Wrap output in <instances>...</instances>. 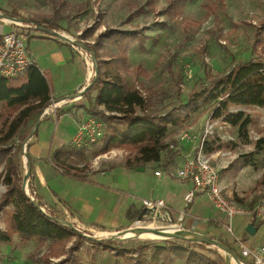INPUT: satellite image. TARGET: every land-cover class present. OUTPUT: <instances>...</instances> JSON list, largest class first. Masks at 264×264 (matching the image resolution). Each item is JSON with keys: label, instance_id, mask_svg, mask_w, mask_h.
Wrapping results in <instances>:
<instances>
[{"label": "rangeland", "instance_id": "1", "mask_svg": "<svg viewBox=\"0 0 264 264\" xmlns=\"http://www.w3.org/2000/svg\"><path fill=\"white\" fill-rule=\"evenodd\" d=\"M146 2L147 0H0V13L14 10L20 16L17 19L36 22L44 20L49 27H59V33L70 34L85 47H76V51L74 50L84 64L86 61L90 62L89 55L85 54L86 49L92 46L95 38L104 30L124 31L131 37L142 34L149 37L143 52L137 48V43L130 46L128 70L123 72V76L128 84L136 86L144 97L149 98L148 112L167 116L168 112L174 110L175 116H178L176 123L168 128V146L169 143L176 146L184 134L194 139L191 143L197 145L205 134L204 141L221 146L215 152V160L218 165L223 162L220 165V179L231 190L233 202L248 206V209L257 202L264 205V109H230V112L242 110L252 119L247 132L248 142L243 143L237 137L236 128L221 120H212L211 109L200 105L201 101H198L197 109L192 107V96L208 88L213 78L228 74L240 63L256 60L264 63V53H261L254 37L256 26L264 20V0H224L225 8H219L215 15L209 17L205 16L203 8L207 0H188L181 18L174 21H168L163 15L168 0H157L155 12L133 16V12L144 8ZM129 15L131 18L127 21ZM183 20L201 22V25L187 33L183 30ZM0 27L5 32L13 29L5 21H0ZM50 46L52 44L45 41H37L34 45L35 48H44L43 52L36 51L35 54L41 66L44 65L42 61H47V55L52 59ZM57 47L60 48L58 53L61 55L68 52L67 48L63 51L62 47ZM111 51L115 53V49L111 48ZM95 60L97 62L96 57ZM136 66L141 67L139 71L132 70ZM142 70L147 76L141 73ZM51 74L52 82H73L84 76L80 72L68 71L66 77L62 70H52ZM93 79L94 75L89 82ZM93 92L88 93L85 98ZM87 102L93 105L92 101ZM87 112L84 118L77 120V126L84 119L93 116L90 111ZM135 112L141 114L138 109ZM109 130L107 124L106 134ZM259 140L262 142L257 146ZM103 144L104 140L89 151H82L83 159L75 164L77 172H106L111 167H122L125 160L133 156L125 149L102 152ZM67 146H73L72 139ZM168 151L172 149L167 148L166 152ZM24 159L21 157L22 179L25 173L22 163ZM143 171L149 174L152 169L145 166ZM113 172L116 179L123 171L115 169ZM122 176L125 179L123 184H118L119 189L129 192L134 196V204H139L137 198L140 195L142 171ZM4 191V186L0 184V196ZM1 220L2 216L0 230H3ZM83 230L90 236L97 235L99 241L94 243L74 236L64 243V254L59 256L61 260L66 257L72 244H80V248L72 253L70 264H146L155 248L163 246H181L189 250L182 255L169 252L166 259L169 264H214L213 262H218L217 255L223 256L222 250L210 244L183 238H165L164 235L150 231L138 235L134 231L124 230L122 233H113L117 235L111 237L99 228ZM215 234V238L209 234L204 236L218 242L232 241V237L224 229L220 234ZM251 241V244L256 245L264 242L263 238L257 236H252ZM50 244V241H45L43 245L34 240L22 242L15 235L10 243H0V264H44L46 256H50ZM48 262L51 263L49 260ZM54 262L51 264H59L58 259Z\"/></svg>", "mask_w": 264, "mask_h": 264}, {"label": "trees", "instance_id": "2", "mask_svg": "<svg viewBox=\"0 0 264 264\" xmlns=\"http://www.w3.org/2000/svg\"><path fill=\"white\" fill-rule=\"evenodd\" d=\"M168 1L167 8L163 11L166 19L174 21L181 18L188 0ZM156 2L157 0H147L146 6L133 12V16L155 12ZM203 8L206 17L215 15L219 8H225L224 0H207ZM4 14L20 18L14 10ZM130 18L131 15L127 21ZM42 22L45 23L44 20ZM200 25L201 22L182 21L183 30L187 33ZM44 26L49 27L47 23ZM50 28L52 30L54 27L48 29ZM254 37L256 45L262 50L261 53H264V20L256 26ZM148 39L144 34L131 37L124 31L104 30L89 47L97 58V76L86 91L96 92L90 113L108 124L110 128L105 135L101 151L128 150L133 155L125 160L124 167L128 170H138L148 163L160 162L162 153L168 148L166 143L168 128L178 119L174 110L168 112L167 116L148 112L149 98L144 97L136 86L128 84L123 76V72L128 70L127 53L130 46L137 43V48L143 52ZM111 48L115 49V53ZM140 68L136 66L132 70L139 71ZM141 73L147 76L144 70ZM51 98L49 79L34 64L28 67L22 76L16 78L0 76V184L5 188L0 196V216L4 225V229L0 230V243H10L14 235L22 242L34 240L43 245L45 241H50L48 250L50 256H46L44 264H49L50 257L63 255L66 245L64 243L70 238L77 236L83 239L54 219L48 218L32 204L23 190L21 144L27 138L24 131L28 124L35 121L48 107ZM198 101H201L200 105L211 109L212 120H221L236 128L239 141L247 143L248 127L251 126L252 119L242 110L230 112V109H264V63L260 60L240 63L228 74L213 78L208 88L192 96L194 110L197 109ZM136 109L141 112L140 115L136 114ZM261 142L259 140L257 146ZM220 148L221 146L215 142L204 141L202 150L209 155ZM82 159V150L73 146L60 148L54 151L51 157L57 168L75 178L82 177L83 171L77 172L75 167L76 162ZM28 188L32 192L30 186ZM34 199L36 200L35 197ZM38 205L41 206L39 203ZM129 215L128 213V217ZM141 215L142 212L138 217ZM221 244L228 249L225 243ZM79 248L80 244H72L66 257L60 260L59 264L71 262L72 253L77 252ZM169 252L182 255L189 250L181 246L158 247L146 264H169L166 261ZM217 258L218 262H213L214 264H224L220 256L217 255Z\"/></svg>", "mask_w": 264, "mask_h": 264}, {"label": "crops", "instance_id": "3", "mask_svg": "<svg viewBox=\"0 0 264 264\" xmlns=\"http://www.w3.org/2000/svg\"><path fill=\"white\" fill-rule=\"evenodd\" d=\"M39 23L46 24L43 22ZM12 30L9 29L5 32L0 27V34L1 32L8 33ZM52 30L61 32L59 27H54ZM67 35L70 36V34ZM28 36L26 43L33 64L42 73L46 74L49 79L51 101L58 102L62 99L70 98L87 85L90 80V71L86 62L84 64L80 60L74 47L47 34L30 33ZM37 41H45V43L50 42L52 44L49 48V53L52 52V59L47 55V61H42L44 64L42 66L39 64V59H37L38 57L35 54L36 51L43 52L44 48H35L34 45ZM56 45L62 47L63 51L67 48L68 52H63L61 55L58 53L60 48ZM52 70L53 72L62 70L65 72L66 77L68 71L80 72L84 76L73 82H52ZM88 93L90 92H85L81 98L68 100L62 107L57 108L53 113L44 115L39 121L38 117L35 121L30 122L24 131L27 140L32 130L35 129L32 138L28 142L25 159L22 157L24 159L22 163L26 166L24 169H28V186H30L32 192H30L29 188L28 191L33 198H36L41 208L54 217L77 224L85 229L99 228L103 233L113 234L126 230L139 218L140 212L144 211L141 205L142 200H163L173 217H176L181 211H186L187 215L183 225L185 230L202 236L209 234L213 238L216 236L215 233L220 234V231L225 230L222 217L218 213L213 212L204 197L197 198L192 205L188 206L187 209L185 208L183 198L190 190L191 184L178 179L175 175L176 168L183 160L193 158L196 155L199 144L185 143L181 140L176 146L173 143H169L174 149L162 153L160 162L148 163L138 170H128L123 165L122 167H111L106 172L101 173L96 171H92V173L90 171L86 174L82 173L81 178H75L66 175L61 169L57 168L51 160L52 154L60 148L68 147L67 144H69L76 132L77 120L84 118L88 114L87 111H90L91 105L87 101H92L93 103L96 92L90 94L91 100L89 97V99L85 98ZM211 160L215 163L213 158ZM222 163V161L219 165L217 163L219 168L222 167L220 166ZM145 166L152 169L151 173H144ZM115 169L122 170V175L126 176L142 171L141 188L139 187L140 195L137 198L139 199V204H134L132 201L133 195L119 189L118 184L124 183L123 179H125V176L121 175V178L118 175L115 179L116 176L113 177L112 174ZM158 171L161 172L160 176L155 175V172ZM221 186L225 194L231 198V190L222 179ZM257 204H261V202L254 203L251 207L253 208ZM237 205L244 209L249 208L238 203ZM128 213L130 214L129 217ZM249 225H253L255 228L253 235L246 232ZM2 228L4 229L3 226ZM232 228L235 235L248 246H257L256 244H251L252 236L261 237L264 241V222L262 221L252 222L249 217L237 216L232 221ZM225 233L228 235L226 230ZM223 243L239 258L238 248L232 241L228 240V242L224 241ZM260 245H264V242ZM222 255L221 258L224 264H235L232 258L228 260L224 253ZM57 259L60 262L61 259L59 257H50L48 260L51 263H55L54 261Z\"/></svg>", "mask_w": 264, "mask_h": 264}, {"label": "built area", "instance_id": "4", "mask_svg": "<svg viewBox=\"0 0 264 264\" xmlns=\"http://www.w3.org/2000/svg\"><path fill=\"white\" fill-rule=\"evenodd\" d=\"M8 23L13 26V30L8 33L0 34V76L3 78H16L24 74L26 69L33 65L31 54L28 51L26 43L28 34L44 33L38 30L37 23L34 22ZM38 25L47 28L44 24ZM65 36L70 38L69 35ZM72 47L76 48V46L73 45ZM85 54L89 55L90 62L86 61V65L90 71L89 79H91L94 75L91 54L87 51H85ZM89 81L86 86L90 84ZM84 88L70 98L68 97L58 102L52 100L48 107L39 116V120L44 115L55 112L57 108L66 104L68 100L81 98L83 95L81 96L80 93L84 90ZM34 132L35 130L33 129L32 133L34 134ZM105 135V123L98 117H88L77 126L76 132L72 138L73 147L82 150L83 152H87L95 145L103 142ZM31 138L32 137H29L21 144V153L24 158L27 154V146ZM180 140L185 143L194 141V139L189 137L187 134L181 136ZM204 140L205 134L197 146L196 155L193 158L183 160L175 170V175L178 179L191 184L190 190L183 198L185 208L187 209L188 206L192 205L197 198L204 197L208 201L211 209L222 217L226 232L230 234L233 244H235L238 248L239 258L238 262L235 261V264H264V245H246L234 234L232 228V221L237 216L249 217L252 222H264V205L257 204L250 210L244 209L234 203L233 200L225 194L224 189L221 186L220 168L215 160L217 154L214 152L208 155L203 152L202 148ZM168 148L174 149L171 145H169ZM212 158L215 160V163H212ZM160 174V171L155 172L156 176H160ZM24 176H27L25 184L26 194L30 199L34 200L28 191L29 175L27 168L25 169ZM141 205L144 213L140 219L138 218L135 220L129 230L143 229L150 226L152 230L159 231H188L185 230L183 226L187 215L186 211H181L176 217H173L168 206L163 200H142ZM70 224L86 237L96 238L97 236H90L84 232L83 227L73 223ZM105 235L111 234L105 233Z\"/></svg>", "mask_w": 264, "mask_h": 264}, {"label": "water", "instance_id": "5", "mask_svg": "<svg viewBox=\"0 0 264 264\" xmlns=\"http://www.w3.org/2000/svg\"><path fill=\"white\" fill-rule=\"evenodd\" d=\"M4 20H6L7 22H14V23H27V22H30V21H23V20H20V19H17V18L9 17V16H6L5 14L0 13V21H4ZM37 27H38V30L40 32L44 33V34L53 36V37H55V38H57L59 40H62L64 42H67L68 44H71L73 46L82 47V48L85 49V47L82 44L78 43L76 40L73 41L72 39L68 38L67 36H65V35H63L61 33H58V32H56L54 30L45 28V27L40 26L38 24H37ZM86 51L91 54V61L93 63L94 80H95L96 79V76H97V62L95 60V54L90 49H86ZM91 84H92V82H90V84L84 88V90L80 93L81 96L85 94V92L91 86ZM38 121H39V119H38ZM38 121H37V123H38ZM32 136H33V133L31 132L30 137H32ZM26 179H27V176H24L23 177V190L25 191V193H26V189H25ZM30 200H31L32 204L35 205L40 211H42L48 218L54 219L61 226L66 227L67 229H69L70 231H72V232H74L76 234H79L81 237L87 239L88 241H92V242L99 241V240H97V238H90V237L84 236L82 233H80L79 231H77L76 228H74L73 225H71L66 220L61 219V218H56V217L54 218L53 216L48 215L46 212H44V210L41 208V206L38 205V203H37V201L35 199L34 200L30 199ZM143 213H144V211L142 212V214ZM128 231H134V232L138 233V235L140 233H144V232H149L150 231V232L157 233L159 235H164L165 238H183V239H188V240H191V241H195L197 243L210 244L212 246L218 247L220 250H222V252L225 255L230 256L234 261L238 262V257L236 255H234L231 250H229L226 247H224L221 244V242H218V241H216L214 239H209L206 236H202V235H199V234L194 233V232H191V231H179V232H172L171 234H162L164 231L152 230V229L151 230H147L146 228H143V229L141 228V229H133V230H129L128 229L125 232H128ZM246 232L248 234H250V235H253L254 232H255V228L253 227V225H249L247 227V229H246ZM120 233H122V232H120ZM116 235L117 234H111L109 236L114 237Z\"/></svg>", "mask_w": 264, "mask_h": 264}, {"label": "bare ground", "instance_id": "6", "mask_svg": "<svg viewBox=\"0 0 264 264\" xmlns=\"http://www.w3.org/2000/svg\"><path fill=\"white\" fill-rule=\"evenodd\" d=\"M4 21H6V20H4ZM70 38H71L73 41H75L71 36H70ZM146 228H147V230H149V229L151 230V227H150V226H148V227H146ZM166 233L171 234L172 231H170V230H169L168 232H165V231H164L162 234H166ZM224 256H225L228 260L231 259V257L228 256V255H225V254H224Z\"/></svg>", "mask_w": 264, "mask_h": 264}]
</instances>
